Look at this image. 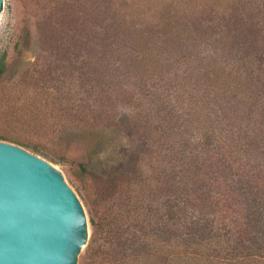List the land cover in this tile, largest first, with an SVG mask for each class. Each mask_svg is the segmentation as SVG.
<instances>
[{
  "label": "rangeland",
  "instance_id": "1",
  "mask_svg": "<svg viewBox=\"0 0 264 264\" xmlns=\"http://www.w3.org/2000/svg\"><path fill=\"white\" fill-rule=\"evenodd\" d=\"M4 1L8 12L0 30V57H6L8 67L0 77V141L25 149L61 172L85 210L88 236L78 264H89L91 250L95 256L103 239L90 223L93 217L98 220L102 195L136 165L142 177L152 172L148 166L153 157L141 156L145 146L136 142L133 120L157 127L158 117L168 111L180 122L200 96L195 87L197 94L190 98L173 96L165 104L140 97L141 88L133 93V84L121 76V64L130 56L135 61L156 58L147 72L136 64L138 85L146 84L154 96L160 87L171 95H185L192 89L187 81L192 71L206 72L205 63L212 61L224 68L228 54L223 43L207 45L202 40L204 35L211 40L221 35L224 18L218 6H229L228 15L246 6L264 31V0ZM25 19L29 47L16 52ZM216 84L206 80L204 86L213 89ZM188 138L199 140V132ZM139 154L142 160L137 163ZM125 202L130 205V198ZM156 211L160 214L161 209ZM216 223L224 230L222 221Z\"/></svg>",
  "mask_w": 264,
  "mask_h": 264
},
{
  "label": "trees",
  "instance_id": "2",
  "mask_svg": "<svg viewBox=\"0 0 264 264\" xmlns=\"http://www.w3.org/2000/svg\"><path fill=\"white\" fill-rule=\"evenodd\" d=\"M227 7L217 8L224 18L219 39L202 38L207 45L223 43L228 54L224 68L212 61L205 63L206 72L192 71L187 78L192 89L185 95H171L160 87L154 96L146 84L138 85L136 64L147 72L156 58L135 61L130 56L121 64V76L133 84V93L141 88L140 97L165 104L173 96L190 98L197 94L195 87L200 96L193 99L195 108L186 110L189 116L183 122L168 111L158 117L157 127L133 120L136 142L145 146L141 156L153 157L148 166L152 172L142 177L136 165L113 182L112 192L102 195L98 220L93 217L90 223L103 239L95 256L91 250L89 264H264L263 24L246 6L244 11L235 6L242 10L229 15ZM25 21L16 52L29 47ZM70 21L74 29L75 17ZM230 22H235L232 27ZM7 67L2 55L0 77ZM206 80L217 86L206 88ZM194 131L200 139L190 141ZM140 154L134 157L137 163ZM218 221L224 230H218Z\"/></svg>",
  "mask_w": 264,
  "mask_h": 264
},
{
  "label": "water",
  "instance_id": "3",
  "mask_svg": "<svg viewBox=\"0 0 264 264\" xmlns=\"http://www.w3.org/2000/svg\"><path fill=\"white\" fill-rule=\"evenodd\" d=\"M8 10L0 0V30ZM85 210L51 163L0 141V264H78Z\"/></svg>",
  "mask_w": 264,
  "mask_h": 264
}]
</instances>
